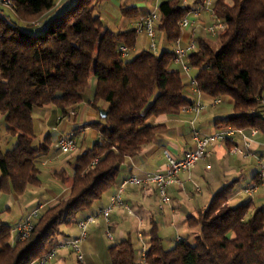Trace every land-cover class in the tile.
I'll return each instance as SVG.
<instances>
[{"label": "trees", "instance_id": "obj_1", "mask_svg": "<svg viewBox=\"0 0 264 264\" xmlns=\"http://www.w3.org/2000/svg\"><path fill=\"white\" fill-rule=\"evenodd\" d=\"M58 1L12 0L7 10L13 16L0 15V114L16 139L7 151L0 142V191L23 196L42 184L41 160L52 140L48 134L36 143L35 115L53 107L64 117L88 103L107 117L88 126L99 140L77 156L70 194L44 209L27 241L13 246V228L0 221V264H30L50 252L61 227L79 223L82 213L117 186L126 160L155 142L165 126L152 121L193 105L181 74L172 70L175 51L144 50L122 59L120 48L132 53L138 34L135 28L114 32L105 25L97 8L107 0H78L61 16L36 26ZM189 10L180 0L161 2L157 33L176 45L179 23ZM215 11L225 24L218 35L221 49L200 39L188 57L197 71V89L213 99L233 100L234 114L219 127L264 132V0H218ZM121 13L125 19L140 17L138 9L127 6ZM236 185L225 186L206 210L188 218L190 229L198 230L192 238L165 250L153 222L145 257L129 237L108 248L109 264H264V209L251 198L232 206Z\"/></svg>", "mask_w": 264, "mask_h": 264}, {"label": "crops", "instance_id": "obj_2", "mask_svg": "<svg viewBox=\"0 0 264 264\" xmlns=\"http://www.w3.org/2000/svg\"><path fill=\"white\" fill-rule=\"evenodd\" d=\"M109 1H105V4H110ZM152 1L157 5L156 0ZM163 1L165 0H161L160 3ZM66 3L67 0H59L57 7L47 14L41 22L47 24L59 17L61 10L63 11L65 6L68 5ZM113 6H115L117 13L121 16L119 28L122 31L127 29L129 25L134 29L138 19L143 16V9H138L137 0H121L119 4L117 3V5ZM122 6L138 9L140 17L137 20L125 19L121 13ZM104 10L108 14L110 13L106 7H104ZM149 11L152 12L153 10ZM97 12L101 13V8ZM3 15L13 16L12 12L7 9L3 10ZM113 18L116 19L117 17L113 16ZM212 22V18L208 14H204L188 30L181 31L182 45L186 46L191 39L196 43L198 40L203 39L215 51H219L221 43L218 36H213L205 31L206 27L211 25ZM145 38L147 40V48L149 42L146 36ZM162 45L167 46L163 51H170L168 46L173 44L163 40ZM173 46L174 49L172 51H175L176 45ZM172 70L181 74L186 87L190 85V81L181 73L179 67L173 64ZM193 71L197 74L196 70L191 69L190 75L195 78L196 74L194 75ZM93 81L95 83L91 86L92 90L96 87L94 78ZM187 97L193 104L200 102L208 106L207 110L196 116L191 111L183 108L177 116L163 115L155 118L152 122L155 125H164L165 129L158 135L155 142L138 157L126 160L121 168L117 186L109 190L91 210L82 213L79 216V220H85L106 208L110 204L111 198L118 193L121 184L126 179L132 176L144 178L150 174L164 172L167 163L164 155L165 151H169L174 157L181 159L188 150L194 147L192 123H194L195 128L206 135L226 129L219 126L234 114V102L231 98L228 100L227 107L224 106L226 98H224V102L220 106L212 107L213 98L208 95L194 93L191 96L187 95ZM75 111L77 115L68 121H61L63 115L53 107L47 108L44 114L41 115V123L48 130L45 137L50 134L52 143H54L50 153L41 160V166H55L51 168L52 176L54 177V188L46 191L47 197L40 193H34L30 194L25 200V195L4 194L0 191V221L10 225L13 229L39 205L51 208L70 194L76 174L72 163L82 151L85 152L99 140V133L92 128H88V126L100 120V113L92 109L88 103L76 107ZM246 130V134L253 141L251 146L252 156L245 158L231 152L233 146L242 147L241 137H236L235 145L221 142L213 143L208 148V157L201 161L193 171L181 172L179 174V182L169 187L170 205L165 207L163 213L158 212L160 200L155 186L146 188L136 185L126 186L122 193V200L134 210L135 215H129L124 209H117L111 214L108 223L103 217H100L96 224H90L87 239L82 244L86 264H109L108 248L129 237L139 240V235H142L143 241L139 240V242L142 246H147L153 222L158 225L159 235L163 243V234L169 229L175 234L176 243L179 238L186 240L192 234V229H190L187 221L188 218L197 216L206 210L213 197L225 186L234 182H237V185L235 194L230 200L232 206H238L251 198L257 208L264 209V179L261 180L258 177V159H262L264 162V132L260 131L258 135L252 136L249 129ZM59 134H75L78 137V150L76 153L67 155L66 162L59 161L61 156L66 154H62L57 148L52 150L56 146L55 137L57 138ZM251 188L255 190L250 196L245 191ZM14 209L17 210V216L12 217ZM9 218L13 219V224L9 221ZM73 226H75L74 230L71 227L62 226V235L57 241L78 238L80 236L78 223ZM109 231L111 237L108 235ZM51 264L79 263L76 256L70 251H61L57 259Z\"/></svg>", "mask_w": 264, "mask_h": 264}, {"label": "built area", "instance_id": "obj_3", "mask_svg": "<svg viewBox=\"0 0 264 264\" xmlns=\"http://www.w3.org/2000/svg\"><path fill=\"white\" fill-rule=\"evenodd\" d=\"M161 0H156V6L154 10L148 14L141 16L136 25L135 30L138 35L144 34L149 42V50L153 53H158L157 47V27L161 21L159 5ZM218 0H180L183 8H189L187 15L180 21L179 27L181 31L188 30L192 24L200 19L202 15L208 14L213 22L211 25L206 27L205 31L213 36H218L221 32L225 30V24L223 20L217 16L215 7ZM12 0H0V15H3V9L12 8ZM37 26H42L38 24ZM198 49L197 43L191 39L186 46L182 45L181 38L176 43L175 57L173 64L181 69V73L190 81V85L186 87V94L188 96L194 93H199L197 89V82L195 78L191 77V67L188 64V57L196 52ZM120 53L122 59L128 61L131 57V51L128 47L122 46L120 48ZM224 98L213 99L211 106L218 107L223 104ZM208 106L198 102L193 105L186 107L187 110L199 116L201 113L207 110ZM77 115L75 110H71L67 116L61 118V121H68L72 117ZM192 138L194 147L188 150L181 159L174 157L169 151H165L164 155L166 158V168L164 172L150 174L144 178H139L132 176L126 179L120 186L118 193L111 198L110 204L102 209L98 214L92 215L85 220L78 223L80 230V236L74 239H65L60 242H56L54 248L30 264H51L57 259L61 251L73 252L78 261L81 264H86V257L82 250V244L87 239L88 227L90 224H96L100 217H103L107 223L109 222L111 214L117 209H124L131 216H134V210L126 205L122 200V193L126 186L136 185L146 188L148 186H155L157 194L160 200L158 207V212L163 213L165 207L170 205V197L168 189L171 185L178 183L179 174L181 172H191L197 165L208 157V148L215 142L227 143L235 145L236 137H241L243 145L242 147L233 146L231 149L232 153L241 155L242 157L252 156V139L246 134L245 129H234L226 128L221 131H217L211 135H206L197 128H195L194 123ZM56 131V130H55ZM252 136H256L260 133L258 129H249ZM56 148L62 154H73L78 150V137L75 134L70 135H58L55 139ZM258 177L264 179V162L262 159H258ZM254 188L248 189L245 192L248 195L254 193ZM46 208L45 205H39L34 210H32L27 217L20 222L11 232V244L14 246L17 242L27 241L33 231L37 221L39 220L41 213ZM109 237H111L110 231L108 232ZM139 240L143 241V236L139 235ZM182 239H178L180 242ZM147 252V246H142L141 255L145 257Z\"/></svg>", "mask_w": 264, "mask_h": 264}, {"label": "rangeland", "instance_id": "obj_4", "mask_svg": "<svg viewBox=\"0 0 264 264\" xmlns=\"http://www.w3.org/2000/svg\"><path fill=\"white\" fill-rule=\"evenodd\" d=\"M78 0H67L68 5L65 6V9L59 13L58 16H61L68 8H72L76 5ZM138 1V9H147V10H154L155 8V3L152 0H137ZM110 4H105V2L101 3L100 6H98L97 10H99L101 8V13L97 12L98 15L101 16L102 21L105 23V25L110 28L112 31L118 32V31H122L119 28L120 22L119 20L121 19V16L117 13L118 11L115 9V6L113 5H117V3L119 4V2H121V0H110L109 1ZM66 3V4H67ZM104 7L107 8V11L110 12L109 14L104 10ZM113 16L117 17L116 19L113 18ZM42 21V20H41ZM38 22L36 23V26L38 24L41 23ZM127 29H132V27L129 25L127 27ZM125 29V30H127ZM123 30V31H125ZM157 47H158V54L162 53L163 50L167 47L162 45L163 40L167 41L165 39V36L162 34H158L157 33ZM147 46V40L144 36V34L138 35V43H137V48L134 50V53H131V56L134 57L136 54H138L140 51L142 50H149V46L146 48ZM174 49L173 45H169L168 46V50L172 51ZM193 74L195 75V71H193ZM95 82L91 81V86H93ZM226 98V102L224 104L225 107L228 106V97ZM41 115H35V134H36V143L39 144L40 142H42L45 138V135L47 134L48 130L47 128H45L43 126V124L41 123ZM56 139V137H55ZM0 142L2 145V148L4 151H7L9 149H12V147L16 144V139L10 135H8L7 130H6V123L4 120V117L1 116L0 114ZM54 145V143H52V146ZM56 145V143H55ZM93 146V144H92ZM91 146V147H92ZM55 148H52V150L56 149V146H54ZM84 151H82L80 154H82ZM79 154V155H80ZM78 155V156H79ZM68 156L67 155H63L60 158V162H66ZM77 158V157H76ZM76 160V159H75ZM75 162V161H74ZM73 162V163H74ZM72 163V164H73ZM55 166L52 165H48L47 167L45 166H41V186L37 187V188H29L28 191L24 194L26 197L24 198L25 200L29 197L30 194H43L45 197H47V190H50L54 188V184H53V176H52V172H51V168H54ZM69 174V172H68ZM59 204V203H58ZM57 204V205H58ZM56 206V205H55ZM53 206V207H55ZM52 208V207H51ZM14 214L12 217L17 216V210L14 209ZM17 220V219H16ZM9 221L12 222V224L14 223L12 218H9ZM75 226H71V229L74 230ZM198 232V230H192V234L190 236L187 237V239L192 238L194 236V234H196ZM160 234V231H159ZM163 239H164V243H163V247L165 250H171L176 246V241H175V234L173 233L172 230H166L165 234H163ZM51 241H54V239H52ZM134 241V245L136 246V249L138 251H140L142 245L139 242V240H135V238L133 239ZM58 241H55L54 243H56Z\"/></svg>", "mask_w": 264, "mask_h": 264}, {"label": "water", "instance_id": "obj_5", "mask_svg": "<svg viewBox=\"0 0 264 264\" xmlns=\"http://www.w3.org/2000/svg\"><path fill=\"white\" fill-rule=\"evenodd\" d=\"M100 116H101L103 119H105V118L107 117V114L104 113V112H101V113H100Z\"/></svg>", "mask_w": 264, "mask_h": 264}]
</instances>
